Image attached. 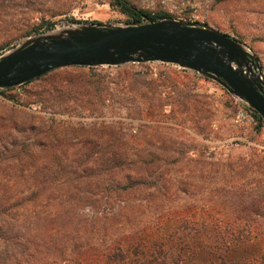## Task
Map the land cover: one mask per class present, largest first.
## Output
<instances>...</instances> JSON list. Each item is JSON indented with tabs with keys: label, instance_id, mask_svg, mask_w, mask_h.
Segmentation results:
<instances>
[{
	"label": "rangeland",
	"instance_id": "rangeland-1",
	"mask_svg": "<svg viewBox=\"0 0 264 264\" xmlns=\"http://www.w3.org/2000/svg\"><path fill=\"white\" fill-rule=\"evenodd\" d=\"M128 1L213 27L264 69V0ZM133 23L110 0H0V55L71 26ZM253 113L214 79L176 63L57 67L0 88V196L13 202L46 186L53 208L92 207L98 216L104 205L124 213L125 202L142 203V221L155 232L163 231L159 216L190 203L243 219L264 200V122ZM132 179L145 188L109 191ZM89 200L97 202L80 206ZM254 218L252 229L264 232V208Z\"/></svg>",
	"mask_w": 264,
	"mask_h": 264
},
{
	"label": "trees",
	"instance_id": "trees-1",
	"mask_svg": "<svg viewBox=\"0 0 264 264\" xmlns=\"http://www.w3.org/2000/svg\"><path fill=\"white\" fill-rule=\"evenodd\" d=\"M110 4L138 24L170 17L138 9L128 0ZM253 117L261 122L258 113ZM145 186L132 179L116 182L109 191L130 195ZM53 196L46 186L13 202L0 196V264H264V232L251 227L264 200L251 203L250 215L243 219L219 216L218 211L215 215L212 205L190 203L159 216L163 231L155 232L142 221V203L125 202L120 208L124 213H114L112 207L106 211L104 205L98 216L92 207L84 213L75 206L53 208ZM27 200L31 208L22 216Z\"/></svg>",
	"mask_w": 264,
	"mask_h": 264
},
{
	"label": "water",
	"instance_id": "water-1",
	"mask_svg": "<svg viewBox=\"0 0 264 264\" xmlns=\"http://www.w3.org/2000/svg\"><path fill=\"white\" fill-rule=\"evenodd\" d=\"M161 61L196 70L246 102L264 122V71L229 35L173 18L122 26L89 24L34 36L0 55V88L67 65Z\"/></svg>",
	"mask_w": 264,
	"mask_h": 264
},
{
	"label": "built area",
	"instance_id": "built-area-1",
	"mask_svg": "<svg viewBox=\"0 0 264 264\" xmlns=\"http://www.w3.org/2000/svg\"><path fill=\"white\" fill-rule=\"evenodd\" d=\"M263 68V67H262ZM263 71H264V69H263ZM240 115V114H239ZM239 115H237L238 117H239Z\"/></svg>",
	"mask_w": 264,
	"mask_h": 264
}]
</instances>
